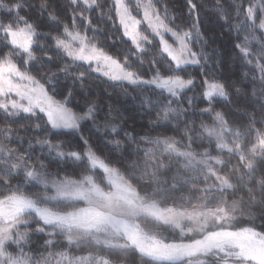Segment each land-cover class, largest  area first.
Instances as JSON below:
<instances>
[{
  "label": "snow or ice",
  "instance_id": "1",
  "mask_svg": "<svg viewBox=\"0 0 264 264\" xmlns=\"http://www.w3.org/2000/svg\"><path fill=\"white\" fill-rule=\"evenodd\" d=\"M187 3L196 19L185 29L175 24L166 7L161 11L153 0H135L153 36L160 38V50L172 62L165 74L157 68L151 79H144L132 70L129 53L120 54L121 61L97 46L95 33L93 38L87 35L93 28L87 13L99 10L101 19H112L113 9L105 13L102 0H70L71 26L65 24L60 35L51 36L57 53L68 58L57 64L56 71L37 61L33 45H44L37 39L36 26L21 14L32 5L27 0H0V120L9 121L0 124V264H120V257L131 253L147 258L145 264H264V231L237 222L245 197L253 206L264 205V127H257L264 121H258L253 112L247 127L233 128L222 112L214 111L215 99L229 101L224 83L204 81L202 96L209 107L202 111L214 112L213 124L201 122L202 131L189 135L191 122L186 121V144L172 137H134L130 133H125L123 142L110 141L114 150H122V143L137 139L151 145L143 149L142 164L138 160L127 164L108 160L83 136L86 148L82 151L65 150L63 141L51 138L64 131L78 132L80 122L94 119L95 112L94 105L83 115L67 107L71 90L63 99L56 98L58 73L75 75L82 84L95 72L134 87L154 86L161 90L159 96L167 93L166 102L161 104L145 95L142 107L149 111L156 108L158 122L175 119L179 124L187 113L180 102L194 86L193 78L180 73L184 65L201 63L190 43L194 37L198 42L204 39L197 5L193 0ZM233 3L231 13L221 0H216L214 10L225 21L236 17L233 28L238 35L243 34L236 47L244 62L259 73L252 79L259 81L264 101V0H248L246 8L235 0ZM49 8L50 0H41L39 11L48 12L49 19L58 23V16ZM114 10L136 53L146 55L142 42L151 44L152 40L137 30L141 21L132 15L129 4L114 0ZM77 17L87 20L83 31L77 26ZM253 44L259 46L255 53ZM45 55L49 64L60 60L59 55ZM137 59L143 64L142 55ZM32 61L45 72L43 78L32 73L36 67L29 66ZM157 63L153 58L152 66L157 67ZM82 64L88 68L72 72ZM252 95L257 96L255 88ZM187 103L191 107L193 98L188 97ZM16 124L24 131L14 127ZM104 127L118 134L117 125L106 123ZM28 131L35 136L26 138ZM41 132L45 133L43 138ZM197 139H207L210 146L214 140L216 154L208 148L194 151L192 144ZM36 146L40 153L34 156ZM53 158L63 163L71 160L75 167L71 172L61 171L59 166L51 171ZM172 166L176 171L170 179L165 178L164 170ZM33 233L48 237L45 252L32 253Z\"/></svg>",
  "mask_w": 264,
  "mask_h": 264
},
{
  "label": "trees",
  "instance_id": "2",
  "mask_svg": "<svg viewBox=\"0 0 264 264\" xmlns=\"http://www.w3.org/2000/svg\"><path fill=\"white\" fill-rule=\"evenodd\" d=\"M126 1L129 5H132V0ZM153 1L156 7L161 11L166 7L169 15L175 18V24L181 28L186 29L191 27L196 19L195 15H190L187 0ZM7 2L11 3L12 0H7ZM102 2L104 3L103 11L105 13L108 12L109 8L113 9L110 13L112 19L109 20L107 16H104V18L101 19L99 10L87 13L93 25V28L87 31V35L90 38H93V33H95L94 42L97 43V46L102 47L103 50L109 54L117 55L121 61L123 60V56L120 54L129 53L131 57L129 63L132 66V70L138 72L144 79L151 78L153 73L157 71V68L160 70L161 74H165L171 61L166 59V55L161 52L160 46L153 41L146 46V55L136 53L135 47L128 39H126L118 23L114 10V1L102 0ZM193 2L197 5L199 31L202 33L204 39L198 42L194 37L191 41L193 50L200 55L201 63L199 65L185 67L184 71L180 73L184 78H193L194 86L191 90L186 91L185 98L180 102L184 108L187 109V113L180 117L179 124L176 123L175 119L171 122H158L156 108L149 111L148 108L142 107L141 101L145 95L152 97L153 100L159 99L161 104L165 103L167 100L166 93L159 96L158 94L161 90H157L152 86L141 85L139 87H134L127 83L112 82L94 74V72L90 73L82 84L80 80L76 79L75 75L65 76L63 73H58L60 79L56 84L57 96L59 98H64L63 95L71 90L72 95L69 102L70 106H77L81 99L80 104L84 99L92 98L96 100V102L90 104V106H95L94 119H90V125L89 121L83 123L88 128L89 134H92V143L95 142L97 144L95 136H97L103 144H105L104 139H106V136L109 137V140L114 138L113 140L119 139L123 142L126 140L125 133H130L134 137H172L177 141H180L183 145L181 139L186 138L184 135V125L186 121L191 122L189 125L191 128L190 135H195L196 133L201 132L200 120L202 118H206V121L203 123L206 124V122H208L207 124H213V119L210 120L212 115L202 111L204 108L209 107L208 101L202 96L204 81L206 79H216L227 86L230 94L229 101H223L217 98L214 100L211 107L214 111L222 112L225 115V118L229 121L231 127H247L248 116L253 112L258 121H264V109L261 108V104L264 103V101H261V93H259L261 85L258 80L254 81L252 79L253 76H258L259 73L253 67L244 62L239 49L236 47V45L243 40V34L241 33L238 35L233 28V24L236 23V17L233 15L228 21L222 20L214 10L216 0H193ZM235 2L242 3V6L245 8L248 6V0H235ZM27 3L32 5V7L22 10L21 14L25 15L28 20L36 26L37 32L40 34L37 39L40 44L44 45L43 48L38 45H35L34 47L37 61L43 62L45 68L58 64L61 60L67 61V57L63 56L62 53H57L55 42L51 39V36L61 34L65 24L71 26L72 6L70 0H50L49 11H55V14L59 18L58 23L49 19L48 12L42 14L39 11L41 0H27ZM221 4L228 12H233V0H221ZM86 25L87 20H81L80 17H77V26L81 31L84 30ZM257 34L262 35L259 31ZM214 43H217V45L215 46ZM258 47L259 46L256 44L252 45L253 53L258 50ZM46 52L53 56L59 55L60 60H57L52 64L47 63ZM133 53L136 54L132 55ZM140 55H142L144 61L143 64L137 59V56ZM153 58L158 62L157 67H153L151 64ZM37 61L30 62L29 66L35 64L36 67H32V73L40 77L39 73H43V71L39 70V64ZM68 62L71 63V61ZM85 68H88V66L82 64L80 69L73 68L72 72L76 73ZM245 73L248 75L245 76ZM237 88L241 91L237 92ZM254 88L257 90L256 97H253L252 95ZM76 91L80 93L81 97L76 96ZM188 97L193 98L191 107H189L187 103ZM104 104L107 108L110 104L115 105L112 110V120L115 122L112 124L118 126V134L112 133L110 128L109 130L104 129V122L108 121L103 116ZM172 106L176 107L175 104ZM233 106L235 108L244 109L246 113L243 114L240 111L232 113L231 109H234ZM157 107H159V105ZM212 113L214 114V112ZM99 116L102 117V121L104 120V122H97L100 129L97 130V126L93 122L98 120L100 118ZM6 122L9 121L0 120V123ZM22 122L23 121H21V123ZM14 127L19 129V124L14 125ZM168 127L172 130H169ZM257 127H264V124H257ZM19 130L23 131V129ZM148 130L150 132H146ZM65 133L73 134L68 132ZM63 141L67 147L73 148L75 146V142L72 139L64 138ZM204 144L208 146L209 143L207 139L203 141L197 139L193 143L194 147L192 145V149L200 152L199 150L207 148ZM136 145H139V149H137ZM145 147H151V145H147L137 139L135 143H122V150H114V145L109 141V143L106 142L104 149L103 146L101 147L104 151L100 150V152L103 153L105 158L113 162L116 161L112 158L114 154L115 158H120L117 155H123L125 157L126 154L128 160L133 156V160H138L142 164L144 156L143 149ZM209 147H215L214 140ZM95 149L99 151L97 145ZM233 163H236V161L233 160ZM247 205L248 202L247 199H245L243 207H246ZM258 205L261 206L262 204L258 203ZM245 210L246 213L244 214L249 216L253 215L247 213V209ZM262 212L264 211L255 214V218H257V222L260 224L259 227L263 230L264 213ZM36 238L37 247L45 249V240L38 237ZM131 260L134 261L133 264H145V260L137 258L136 255L132 256Z\"/></svg>",
  "mask_w": 264,
  "mask_h": 264
},
{
  "label": "rangeland",
  "instance_id": "3",
  "mask_svg": "<svg viewBox=\"0 0 264 264\" xmlns=\"http://www.w3.org/2000/svg\"><path fill=\"white\" fill-rule=\"evenodd\" d=\"M114 1V0H113ZM154 2V1H153ZM125 3L126 4H128L127 3V1L125 0ZM155 4V3H154ZM130 6V10H131V12H132V15L133 16H135V18L137 19V20H140L141 21V23H140V25H138V27H137V30L138 31H142L145 35H148L149 36V38L152 40V42L153 41H155L159 46H160V38L158 37V36H153V34H152V32H151V29L148 27V24L143 20V11L142 10H140V9H137L136 8V4H135V0H132V5H129ZM117 20H118V23H119V19L117 18ZM120 25V24H119ZM120 27H121V29H122V32L124 31L123 30V27L120 25ZM60 35V34H59ZM126 37V36H125ZM165 39H167L168 41H169V43H172L173 44V46L174 47H176L177 45H175V43H174V41L172 40V38H171V36L169 35V34H165V37H164ZM126 39H128L130 42H131V40L128 38V37H126ZM132 43V42H131ZM142 43H144V46H145V48H146V46L147 45H149V44H147L146 42H142ZM133 45V44H132ZM214 45L216 46L217 45V43H214ZM134 46V45H133ZM35 47V45H33V48ZM99 47V46H98ZM135 47V46H134ZM190 47L192 48V50H193V47H192V45H191V43H190ZM194 51V50H193ZM106 52V51H105ZM162 52V51H161ZM164 54V53H163ZM166 55V54H165ZM199 58H200V55H199ZM169 61H170V59H169ZM78 63H82V62H78ZM172 63V62H171ZM84 65H86V66H88L87 64H84ZM196 64H187V65H184L183 66V68H185V67H188V66H195ZM18 66H20L19 64H18ZM56 66H57V64H55V65H52V66H50L51 68H52V70L53 71H56ZM174 66V65H173ZM49 68V67H48ZM45 72H40L39 73V75H40V77H44L45 75ZM94 74H96V75H99V76H101V77H103V78H105V79H107V80H109L107 77H105V76H103V75H101L100 73H95L94 72ZM152 78V77H151ZM151 78H149V79H151ZM111 81V80H110ZM112 82H114V81H112ZM146 86V85H145ZM50 87V86H49ZM152 87H154V86H152ZM155 88V87H154ZM157 90H160V89H157ZM166 93V92H165ZM67 94H68V92H67ZM67 94H65V95H63V97H65V96H67ZM167 94V93H166ZM76 96H78V97H81V95H80V93L78 92V91H76ZM243 97V96H242ZM57 99H63V98H59L58 96L56 97ZM82 100V99H81ZM81 100H80V102H81ZM80 102L78 103V105L77 106H70V104L68 103V105H67V107H69V108H71L72 110H73V112H75V113H77V114H79V115H83L86 111H87V109H88V107L90 106V104H92V103H94V102H96V100L95 99H92V98H89V99H84L83 100V102L80 104ZM113 106H115V105H112V104H110L109 106H108V108L106 107V105L104 104V107H103V111H104V117H105V119H107L108 121H105L104 122V120L102 121V117H100L98 120H96V121H94L93 123H95V125L96 126H98V124H97V122H100V123H103L104 122V124H109V125H111L113 122H115L114 120H112V110H113ZM233 108L234 109H231V112L232 113H235V112H237V111H240V112H242L243 114L244 113H246L245 112V110L244 109H241V108H235L234 106H233ZM204 109H206V108H204ZM111 110V111H110ZM204 113H208L209 115H214L212 112H204ZM41 116H43V114H40ZM44 119H46V117L44 118ZM210 120H212V118L210 119ZM89 121V125L91 124V121H90V119H85V120H82L81 122H80V129H79V131L78 132H69V131H64V132H62V134L60 133L59 135H52V139L55 141V140H57V139H59V140H61V141H63L64 140V138H67V139H72L74 142H75V146L72 148V147H67L65 144H64V147H65V150H78V151H82V150H84L85 148H86V146L84 145V143H83V141L81 140V136H83L84 138H86L87 140H88V143H89V145H91V147L94 149V150H96L95 149V147H96V145L98 146V149H99V151L98 150H96L97 152H98V154H101V156L102 157H104L103 156V153L102 152H100V150H102V151H104L103 149L105 148V144H106V142L107 143H109V141H111V140H113V139H111V140H109V137L108 136H106V139H104V143L105 144H103L102 143V141H100L99 139H98V137L97 136H95L96 137V141H97V144L95 143V142H93L92 143V139H91V137H92V134H89V131H88V128L83 124L84 122H88ZM206 121V118H202L201 120H200V124H201V122H205ZM208 122H206V124H207ZM211 123V122H210ZM0 124H3V123H0ZM83 125V126H82ZM208 125H210V124H208ZM212 125V124H211ZM50 127V126H49ZM100 128H102V127H100ZM104 129H105V127H104ZM141 129V128H140ZM139 129V130H140ZM168 129L170 130L171 128L170 127H168ZM105 130H109V128L108 129H105ZM172 130V129H171ZM200 130H201V127H200ZM24 131V130H23ZM144 131V130H143ZM202 131V130H201ZM65 132H68V133H73V134H75V135H73V134H66ZM146 132H150L149 130L148 131H146ZM173 134H175V133H173ZM45 135V133H43V132H41L40 133V137L41 138H43V136ZM176 135V134H175ZM189 135H190V133H189ZM33 136H35V133L33 132V131H28L27 132V134H26V138L27 137H33ZM62 136H66V137H62ZM175 137V136H174ZM179 139V138H178ZM181 139V138H180ZM64 142V141H63ZM181 142L183 143V144H186L187 143V139L185 138H182L181 139ZM215 143V142H214ZM96 144V145H95ZM125 144V143H124ZM193 145V144H192ZM13 146H15V141H13ZM103 146V149L101 148ZM201 146V145H200ZM204 146H206L207 148L209 147V144H208V146L206 145V144H204ZM25 147H26V145H25ZM193 147H194V145H193ZM211 152H212V154L213 155H215L216 154V150H215V147L214 148H212V147H209L208 148ZM194 150V149H193ZM47 150L45 149V152H46ZM194 151H196L197 152V150H194ZM200 152H202V151H204V149H202V150H199ZM40 153V148H39V146H36V148L34 149V151H33V155L35 156V155H38ZM115 156V154L112 156V158H114L116 161H122L124 164H127L130 160H133V156H131V159L130 160H128L126 157H127V155L125 154V157L123 156V155H117V156H119L120 158H115L114 157ZM42 158H45V157H42ZM165 163H167V160L165 159ZM58 166H59V168H60V170L61 171H68V172H71L72 170H73V168L75 167L74 165H73V163H72V161L71 160H69L67 163H63V162H60V161H57V160H55V158H53V160H52V163H51V166H50V170L51 171H56L57 170V168H58ZM117 166H122V165H117ZM165 171V173H166V177L165 178H168V179H170L171 178V175H172V173L173 172H175L176 171V166H172L171 167V169L170 170H167V169H165L164 170ZM233 198H235V197H230V199H233ZM245 199H247V197H245ZM245 209H247L248 211H247V213H251V214H253V215H251V216H249V215H246V214H244V213H246V210ZM261 211H264V206H260V205H258V204H256V205H252V204H250L249 202H248V205L246 206V207H243V214H241L240 212H238L237 213V217H238V224H239V226H251V227H254L257 231H264V229L262 230L260 227H259V223L257 222V218H255V214H258V213H260ZM262 213H264V212H262ZM264 216V215H263ZM33 227H35V225L33 224L32 225ZM263 227H264V224H263ZM165 235H168V233H165ZM36 237H38V238H40V239H44V240H46L48 237L45 235V234H42V233H33L32 234V237H31V251H32V253L35 255V254H38V253H40V252H45L46 250L44 249V248H41V247H37V242H36V240H37V238ZM28 249H26V251H27ZM73 251H74V249H73ZM134 255H136L137 256V258H140V259H143V260H145L146 261V259L147 258H142V257H140L138 254H136V253H131V254H129L128 256H122V257H120V264H133V260H131L132 259V256H134Z\"/></svg>",
  "mask_w": 264,
  "mask_h": 264
}]
</instances>
